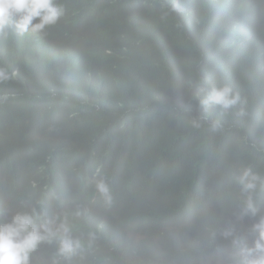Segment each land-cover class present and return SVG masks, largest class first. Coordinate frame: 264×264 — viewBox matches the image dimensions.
Returning a JSON list of instances; mask_svg holds the SVG:
<instances>
[{
    "label": "trees",
    "instance_id": "1",
    "mask_svg": "<svg viewBox=\"0 0 264 264\" xmlns=\"http://www.w3.org/2000/svg\"><path fill=\"white\" fill-rule=\"evenodd\" d=\"M56 3L55 23L0 33V183L28 171L56 186L37 208L62 204L111 261L240 264L264 217V0ZM213 86L237 102L205 111ZM89 198L106 223L82 208ZM14 213L3 207L0 223ZM138 228L161 240L140 243Z\"/></svg>",
    "mask_w": 264,
    "mask_h": 264
},
{
    "label": "clouds",
    "instance_id": "2",
    "mask_svg": "<svg viewBox=\"0 0 264 264\" xmlns=\"http://www.w3.org/2000/svg\"><path fill=\"white\" fill-rule=\"evenodd\" d=\"M62 11V6L57 4L56 0H0V33L11 26L20 32L29 29L39 31L46 25L55 23ZM34 21L38 22L34 23ZM9 78L7 69L0 68V81ZM230 93L231 89L227 86L222 88L213 86L200 101V106L205 111L209 105L227 108L238 100V96H232ZM27 174L28 171L15 176L6 185L0 183V211L3 207H11L16 212L10 221L0 223V264H121L103 258L98 251L86 248L82 237L88 231L85 227H73L67 214L61 216V212L65 209L62 204L55 207L53 213L37 208L48 199L56 186L51 188L34 180L27 182L25 180ZM256 179L257 177H250L245 171L240 181L245 189L250 190L255 188ZM96 187L102 196L106 199L110 198L108 186L103 179L97 181ZM92 198L82 203V208L95 215L101 224L106 223V217L95 212ZM14 207H25L27 212H19ZM247 208L255 213L251 199L247 201ZM91 214L88 216L93 219ZM77 215H80L79 211ZM38 218L41 221L39 224ZM93 222L97 227L95 221ZM253 229L258 233L257 239L252 246L242 249L240 264H264V217L253 225ZM89 236L93 239L95 233L89 232ZM137 237L142 240L140 243L150 239L156 242L161 240L155 233L151 234L142 228L137 229ZM51 240H53V248L57 246V250L54 249L55 257L43 253L32 255L40 243ZM155 247L157 244L149 246L148 250ZM181 254L183 258L188 257L186 250H182Z\"/></svg>",
    "mask_w": 264,
    "mask_h": 264
}]
</instances>
